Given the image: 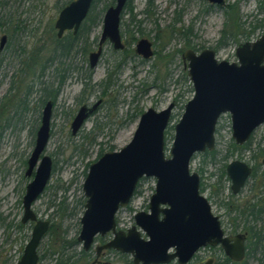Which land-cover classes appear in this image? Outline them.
I'll use <instances>...</instances> for the list:
<instances>
[{
	"label": "rangeland",
	"instance_id": "rangeland-1",
	"mask_svg": "<svg viewBox=\"0 0 264 264\" xmlns=\"http://www.w3.org/2000/svg\"><path fill=\"white\" fill-rule=\"evenodd\" d=\"M72 1L75 0H4V7L0 6V39L8 36V44L0 52V263H18L35 225L33 222L24 225L22 232L16 228L24 215L27 185L33 179L26 177V172L42 111L53 101L50 92L52 96L56 94V99L44 155L52 158L53 171L32 210L38 220L48 221L50 226L52 222L61 225L59 232L63 240L62 236L51 237L48 232L38 248L39 264H57L60 253L51 252L58 251L64 240L69 245L72 243L67 245L66 255L72 256L77 264H133L132 255L114 250L104 251L95 263L97 248L110 242L112 233L96 237L91 250L86 255L82 253L83 245L77 238L86 210L85 173L88 174L101 153L120 151L132 141L140 118L148 109L161 111L175 103L166 132L169 158L175 125L194 97L182 55L188 50L201 53L213 49L220 61L234 63L238 61L236 52L240 45L264 36V11L260 8L264 0H226L224 7L206 0H133L132 14L126 9L121 27L126 49L116 51L107 42L96 68L91 69L89 56L98 50L103 18L88 36L87 51L73 52L67 60L55 55L58 46L55 23L60 11ZM111 2L101 0L96 12L104 9V17L106 10L114 5ZM232 4L238 5L241 28L238 31L231 24L228 28L237 36L220 45L226 26L225 10ZM133 16L136 24L131 22ZM142 39L152 43L155 53L147 60L135 52ZM61 75L65 77L62 86ZM97 103V110L73 136L71 124L80 108L85 105L91 108ZM248 143L249 148L235 143L231 116L224 114L217 125L214 155L197 154L191 163V170L201 176L203 195L229 236H247V222L241 211L246 210L254 197L264 202V124ZM236 160L256 168L257 178L254 181L250 177L240 193L234 195L226 170ZM155 188L154 178L141 181L131 203L117 214L118 230L128 231L135 225L138 212L149 211ZM61 203H64L63 213L59 209ZM250 223L264 231V215L258 222ZM224 257L219 247L205 248L190 264H200L209 258L220 263ZM248 258L243 262L260 264L263 254L259 252L255 258Z\"/></svg>",
	"mask_w": 264,
	"mask_h": 264
},
{
	"label": "water",
	"instance_id": "water-1",
	"mask_svg": "<svg viewBox=\"0 0 264 264\" xmlns=\"http://www.w3.org/2000/svg\"><path fill=\"white\" fill-rule=\"evenodd\" d=\"M95 0H75L65 6L55 23L57 38L67 32L77 35ZM129 0H116L103 17V32L98 50L89 56L90 68H96L104 45L109 42L116 51H123L122 15ZM224 7L226 0H206ZM8 36L0 39V52ZM143 59L154 56L152 43L140 40L135 50ZM238 61H220L213 49L201 53L188 50L182 55L194 89V97L186 104L175 137L166 155V132L172 121L175 103L157 111L148 109L140 118L132 141L120 151L105 153L88 171L83 185L85 212L77 241L88 252L96 237L109 233L113 239L97 248V259L107 250L132 255L134 264H189L199 250L220 247L232 261L240 263L246 255V235H226L220 218L212 211L209 200L201 194V179L191 170L195 155L213 152L216 148L218 122L229 113L232 131L238 146L247 144L254 132L264 124V36L256 42L238 47ZM83 106L71 124L76 136L87 119L97 110ZM53 102L42 112L34 150L28 160L26 177H33L23 198L21 224L35 223L31 238L17 264H39L38 248L50 230L48 221H40L33 204L46 190L53 171V160L44 155L51 136ZM264 166V159L262 162ZM234 195L246 185L252 168L241 161L227 166ZM144 178H154L156 188L149 211L135 215V225L128 231L118 230L117 214L127 207ZM142 234L146 235V238ZM202 264H214L209 259Z\"/></svg>",
	"mask_w": 264,
	"mask_h": 264
},
{
	"label": "trees",
	"instance_id": "trees-1",
	"mask_svg": "<svg viewBox=\"0 0 264 264\" xmlns=\"http://www.w3.org/2000/svg\"><path fill=\"white\" fill-rule=\"evenodd\" d=\"M132 1L133 0H129L127 3V6L125 8L129 9L131 14H132ZM101 2V0H95V2L92 5L91 11L89 13V15L87 16L86 20L84 21V23L82 24L78 34L76 36L73 35L72 32L68 33L67 35H65L63 37V39L59 40V39H55V43L58 44V46L55 49V55L59 56L58 58H62V60L64 59H68L70 57V55L73 52H78V51H87V39L88 36L91 34L92 29L97 26L103 18V11L98 13L96 12L97 10V6L98 4ZM116 0H112L111 5L115 4ZM0 6L4 7V0H0ZM151 6V3L149 4V7ZM108 7V6H106ZM212 8V7H210ZM238 5L236 4H232V5H228L227 9L225 10V15H226V26L224 28V30L222 31V38L219 42L220 45H226L227 41L230 38H234L237 36V34L233 33L231 30H229V26H231V24H233L234 26L236 25L238 27V31L241 28V22L238 19V11H237ZM260 8L262 11H264V1H262V3L260 4ZM125 18V12L122 15V24H123V20ZM131 22L133 24H136L137 22L135 21V17L133 16L131 19ZM125 23V22H124ZM121 24V25H122ZM17 29V28H15ZM126 32V31H125ZM9 33V32H6ZM240 34V33H238ZM243 35L245 33H242ZM123 35V34H122ZM61 64H63V62H61ZM62 79H61V83L60 85L62 86L64 83V79L65 77L63 75H61ZM91 76L88 77V79L90 80ZM51 95V99L54 101L56 99V94L54 96H52V92H50ZM250 143H247L244 145L243 148H249ZM236 147V149H240L239 147H237L236 145H234ZM241 148V149H243ZM114 150V149H113ZM103 154H100V157ZM206 156L209 155H214V153L212 152H206L205 153ZM87 175V173H85ZM252 178L254 179V181L257 178V169L254 168L253 170V174H252ZM140 186V185H139ZM204 187L202 185V193L204 192ZM253 190V188H252ZM251 190V191H252ZM138 192V191H137ZM60 211L63 213L64 211V203H61L60 206ZM241 214L244 218V220H246L247 222V231L249 234L248 237V245H247V257H252L255 258L256 254L259 252H262L263 254V258L260 259V264H264V231L257 229L256 225H250L251 221L253 222H258L259 220H261L262 216L264 215V202H261L260 200H258L256 197H254L253 199H251L248 202V205L246 206V210L241 211ZM249 223V224H248ZM62 226L59 224H56L55 222H52L51 226H50V230H49V234L51 237L57 235V236H62L61 233L59 232ZM16 228L22 232L25 229V226L23 224H21V222L17 223ZM63 240V236L61 238V241ZM76 242V241H75ZM72 243H70L71 245ZM67 245L70 246L69 244H67V242L64 240L61 243V247H59L58 251H54L51 252V254H58L60 253V257L59 259H57V264H77V262H75L73 260L72 256H67L66 255V250H67ZM84 255H86L85 251L82 252ZM248 258V259H249ZM0 264H6V262H1ZM217 264H247L246 262L243 263H236L233 262L232 260H230L229 258H227L226 256L223 258L222 262L217 263Z\"/></svg>",
	"mask_w": 264,
	"mask_h": 264
},
{
	"label": "flooded vegetation",
	"instance_id": "flooded-vegetation-1",
	"mask_svg": "<svg viewBox=\"0 0 264 264\" xmlns=\"http://www.w3.org/2000/svg\"><path fill=\"white\" fill-rule=\"evenodd\" d=\"M95 2V1H94ZM116 3V2H115ZM91 11V10H90ZM125 12V11H124ZM123 12V13H124ZM90 13V12H89ZM122 24V23H121ZM121 27H122V25H121ZM68 33V32H67ZM73 33V32H72ZM122 33V32H121ZM66 34V33H65ZM74 36H76V35H74ZM122 38H123V35H122ZM123 43H124V40H123ZM8 44V43H7ZM124 45H125V43H124ZM125 49H126V45H125ZM124 49V50H125ZM155 54V53H154ZM53 102V101H52ZM53 107H54V102H53ZM43 112V111H42ZM249 166V165H248ZM252 168V174H253V170H254V168L253 167H251ZM227 172V171H226ZM198 173V172H197ZM199 174V173H198ZM200 175V174H199ZM251 177H252V175H251ZM200 179H201V176H200ZM249 180V179H248ZM141 183V182H140ZM140 185V184H139ZM139 185H138V188H139ZM202 182H201V186H200V191H201V189H202ZM203 187H204V185H203ZM138 188H137V190H136V193H137V191H138ZM205 191V190H204ZM136 193H135V195H136ZM201 194L203 195V193H202V191H201ZM117 218V217H116ZM117 226H118V224H117ZM238 235V234H237ZM247 240H248V233H247V236H246V242H245V246H246V255H245V258H247ZM206 248H209V249H214V248H216V247H206ZM220 248V247H219ZM203 249H205V248H203ZM202 250V249H201ZM201 250H199V252L201 251ZM198 252V253H199ZM198 253L195 255V257L191 260V262L194 260V259H196V258H198ZM96 255H97V252H96ZM226 256V255H225ZM227 257V256H226ZM228 258V257H227ZM209 259H214V258H209ZM208 259V260H209ZM208 260H206V261H208ZM245 260V259H244ZM243 260V261H244ZM206 261H204V262H202V263H205ZM242 261V262H243ZM190 262V263H191ZM234 262V261H233ZM95 263H96V260H95ZM178 264L177 262H172V263H170V264ZM189 263V264H190ZM202 263H200V264H202ZM237 263V262H236ZM241 263V262H240ZM134 264V263H133ZM214 264H217L216 263V261H215V259H214Z\"/></svg>",
	"mask_w": 264,
	"mask_h": 264
}]
</instances>
